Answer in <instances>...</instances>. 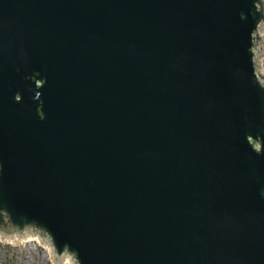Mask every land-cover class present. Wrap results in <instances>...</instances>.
<instances>
[{
    "label": "water",
    "instance_id": "obj_1",
    "mask_svg": "<svg viewBox=\"0 0 264 264\" xmlns=\"http://www.w3.org/2000/svg\"><path fill=\"white\" fill-rule=\"evenodd\" d=\"M12 234L53 263L264 264V0H0Z\"/></svg>",
    "mask_w": 264,
    "mask_h": 264
},
{
    "label": "rangeland",
    "instance_id": "obj_2",
    "mask_svg": "<svg viewBox=\"0 0 264 264\" xmlns=\"http://www.w3.org/2000/svg\"><path fill=\"white\" fill-rule=\"evenodd\" d=\"M0 264H55L43 245L36 241L15 244L0 240Z\"/></svg>",
    "mask_w": 264,
    "mask_h": 264
},
{
    "label": "bare ground",
    "instance_id": "obj_3",
    "mask_svg": "<svg viewBox=\"0 0 264 264\" xmlns=\"http://www.w3.org/2000/svg\"><path fill=\"white\" fill-rule=\"evenodd\" d=\"M1 241H4V242H8V243H12V244H15L17 242H22V241H36L39 245H43L47 252H48V255H49V259L52 260V254L51 252L48 250V248L37 238V236H28V237H21V238H16V234H12V239H4V238H0ZM55 264H68V261H67V258L66 259H63L61 261H58L56 262Z\"/></svg>",
    "mask_w": 264,
    "mask_h": 264
}]
</instances>
